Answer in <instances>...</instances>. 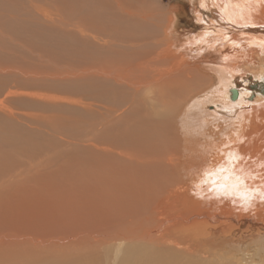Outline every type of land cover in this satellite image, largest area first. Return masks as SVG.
I'll return each instance as SVG.
<instances>
[{"label":"bare ground","instance_id":"obj_1","mask_svg":"<svg viewBox=\"0 0 264 264\" xmlns=\"http://www.w3.org/2000/svg\"><path fill=\"white\" fill-rule=\"evenodd\" d=\"M104 2L106 9L102 8ZM198 6L193 7L195 14H201L199 18L219 30L212 27L194 32L193 29L181 47H178L174 33L176 7L163 11L160 18L166 17V23L161 35L148 40L145 36L141 40V36L134 34L136 31L133 33L124 27L129 18L138 17L140 22L147 17L144 14L149 13L142 4L133 6L127 0H101L98 7L93 6V16L83 14L77 26L76 31L81 37L90 31L95 41L90 47L86 40L79 38V48L73 45L77 47L74 52L78 55L90 51L88 55L93 58L84 62V56L80 55L81 61L89 67L77 70L78 75L81 74L77 77L81 80L91 77L97 86L116 85L130 94L131 103L141 102L139 99L143 96L160 103V107L150 104L152 113L139 118L136 125L127 127L123 139L110 135L105 146L94 145L110 155V180L107 188L102 190L100 187L99 192L116 207V218L111 216V225L130 213L131 210L126 208L141 206L131 211L129 217L140 215L142 220H137L142 223L137 227L134 223L135 228H130L132 225L127 229L123 227L114 235V239L132 242L119 264H199L194 258L183 261L185 256L178 251L190 249L186 241L193 238L192 228L196 227L192 217H205L211 212L214 215L201 222H216L209 229L207 239L217 246L240 242V236H245L244 228L249 232L246 237L254 239L255 245L256 239L264 235V0H198ZM147 25V22L140 24ZM156 25L158 27V22ZM226 26H248L250 36L241 39L238 32ZM44 37L50 41L49 35ZM54 41L64 49L60 40ZM140 41L148 49L140 51L143 47L137 48L136 52L135 44ZM123 46L129 48L130 53L127 51L126 54ZM111 51L114 54L120 51L122 57L110 59ZM209 69L215 74L221 73L218 85L207 92L206 98L189 106L201 107L206 118L187 111L181 126L182 135L180 129L175 130L174 113L206 90L201 84ZM247 74L260 79L252 81L246 88L252 95L247 98L246 90L234 87L237 97L229 100L230 83ZM209 82H213L211 77ZM103 99L105 102L96 97L95 102L102 105L95 107L105 109L107 115L114 112L105 96ZM120 103L115 102L113 106ZM227 113H232L230 120L224 118ZM217 128L221 138L212 139ZM224 136L226 139H222ZM203 138H207L205 142ZM157 222L158 225L152 227ZM222 233L230 236L221 237ZM175 247L179 250L173 249Z\"/></svg>","mask_w":264,"mask_h":264},{"label":"rangeland","instance_id":"obj_2","mask_svg":"<svg viewBox=\"0 0 264 264\" xmlns=\"http://www.w3.org/2000/svg\"><path fill=\"white\" fill-rule=\"evenodd\" d=\"M81 1L0 0V264H119L132 242L114 239V235L123 227L127 229L132 225L130 228H135L134 226L142 223L140 215L129 217L131 211L141 207L136 205L126 208L131 210L130 213L114 226L111 225V216L116 218V207L99 192L100 187L102 190L107 188L110 180V155L96 149L94 145L105 146L110 135L115 139H123L126 137L127 127L136 125L139 118L152 113L150 104L159 106L160 103L156 104L145 98L146 96L140 98L139 103H131L130 94L116 88V85L97 86L91 77L83 80L77 77L81 75H78L77 70L89 67L84 65V60H93L88 55L90 51L79 55L74 52L80 45L78 39L87 41L90 47L95 44L92 33L87 31L81 37L76 31L77 26L80 25L83 14L93 16V6L98 7L101 0ZM127 2L133 6L142 4L149 12L144 14L147 19L138 22V17L129 18L124 24L127 30H133V33L136 31L134 34L141 36V40L161 35L166 17L160 18V15L169 7L177 8L174 33L179 41L178 47H181L193 29L194 32L204 28L218 29L199 18L201 14H195V6L199 8L198 0ZM104 4L102 8L106 9V3ZM144 22L148 25L140 26ZM226 27L238 32L241 39L250 36L247 32L248 26ZM44 35H49L50 41ZM55 39L60 40L59 44L64 49L58 46ZM138 43L135 44L134 51L138 52L137 48L140 50L142 47L140 51L148 49L142 41ZM123 47L126 54L127 51L130 53L129 48ZM111 52L110 59L122 57L120 51L115 54ZM80 55L86 58H82L84 62ZM209 70L205 72L213 82H209L210 77L205 74L208 79H201V85L206 90L203 89L182 110L174 113L176 118L172 119L176 125L175 130L180 129L179 133L182 135L184 131L181 126L187 111L206 118L201 107L189 106L206 98L207 92L218 85L221 73L215 74ZM256 80L260 79L253 74H247L237 77L229 87L246 90L248 98L252 91L246 88ZM95 96L101 102H105V96L115 111L107 115L105 109L95 107L102 105L95 102ZM227 97L229 99L230 95ZM115 102L121 103L113 106ZM119 108L120 110H116ZM124 108L127 109L122 112ZM167 109L170 111L168 107ZM209 109L212 111V108ZM224 118L230 120L232 113H227ZM174 124L172 123L173 126ZM214 131L211 138L220 139L218 128ZM206 139L203 138L202 141L205 142ZM125 163L127 164L126 161ZM94 201L97 202L96 205ZM205 215L192 217L196 221L195 225L193 223L196 227L192 228L194 239L191 237L186 241L189 251L181 248L180 252L177 247L173 248L185 256H181L183 261L194 258L199 264H264V252H261L264 251V235L256 239L255 245L254 239L246 237L249 232L244 228L242 233L245 236L240 234V242L217 246L214 241L207 239L209 229L216 222H201L214 215V212ZM125 218L127 219L124 221ZM139 218L140 221L137 220ZM228 235L230 236L222 233L221 237ZM260 241H263L262 244Z\"/></svg>","mask_w":264,"mask_h":264},{"label":"water","instance_id":"obj_3","mask_svg":"<svg viewBox=\"0 0 264 264\" xmlns=\"http://www.w3.org/2000/svg\"><path fill=\"white\" fill-rule=\"evenodd\" d=\"M230 97L231 99H235L237 97V91L233 88L230 91Z\"/></svg>","mask_w":264,"mask_h":264}]
</instances>
